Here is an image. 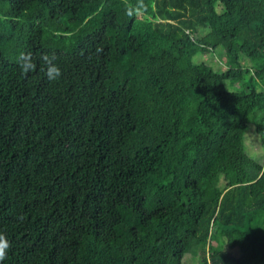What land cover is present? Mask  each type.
<instances>
[{
	"label": "trees",
	"instance_id": "obj_1",
	"mask_svg": "<svg viewBox=\"0 0 264 264\" xmlns=\"http://www.w3.org/2000/svg\"><path fill=\"white\" fill-rule=\"evenodd\" d=\"M262 154L264 0H0V264H264Z\"/></svg>",
	"mask_w": 264,
	"mask_h": 264
},
{
	"label": "rangeland",
	"instance_id": "obj_2",
	"mask_svg": "<svg viewBox=\"0 0 264 264\" xmlns=\"http://www.w3.org/2000/svg\"><path fill=\"white\" fill-rule=\"evenodd\" d=\"M203 56L208 57L207 60H209L210 62H214L218 58L216 55H213V57L209 56L208 53L204 54ZM217 67L220 68L221 65L217 64ZM252 125L253 123L251 121L247 122L246 130L243 129V126H240L239 124H232L230 126L227 139L231 155H235L242 150L249 152L254 157L261 155L262 152L260 147L258 146V142L256 141L254 135L251 133Z\"/></svg>",
	"mask_w": 264,
	"mask_h": 264
},
{
	"label": "clouds",
	"instance_id": "obj_3",
	"mask_svg": "<svg viewBox=\"0 0 264 264\" xmlns=\"http://www.w3.org/2000/svg\"><path fill=\"white\" fill-rule=\"evenodd\" d=\"M57 74H59L58 70H57ZM0 258H3V251L0 250Z\"/></svg>",
	"mask_w": 264,
	"mask_h": 264
}]
</instances>
